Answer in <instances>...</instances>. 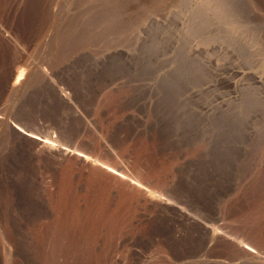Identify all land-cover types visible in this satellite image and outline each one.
Listing matches in <instances>:
<instances>
[{
    "label": "rangeland",
    "instance_id": "374dc122",
    "mask_svg": "<svg viewBox=\"0 0 264 264\" xmlns=\"http://www.w3.org/2000/svg\"><path fill=\"white\" fill-rule=\"evenodd\" d=\"M0 25L29 54L0 32V264H23V231L59 264H264V0H0Z\"/></svg>",
    "mask_w": 264,
    "mask_h": 264
},
{
    "label": "bare ground",
    "instance_id": "6f19581e",
    "mask_svg": "<svg viewBox=\"0 0 264 264\" xmlns=\"http://www.w3.org/2000/svg\"><path fill=\"white\" fill-rule=\"evenodd\" d=\"M0 32H1V34H2V37H4L5 38V40H8V41H12V39H13V41L15 42V44H16V46H17V48H18V50H20V57H21V61H23L24 63L26 62L27 64H28V61H26V60H22V58H25L27 55H29L27 52H26V47H24L23 46V43H21L20 41H18V39H15V38H12L11 37V35H10V33L6 30V29H4L1 25H0ZM1 37V38H2ZM4 40V39H3ZM12 43V42H11ZM13 44V43H12ZM14 45V44H13ZM15 47V46H14ZM16 48V47H15ZM16 48V49H17ZM30 48V47H29ZM28 48V49H29ZM6 51V50H5ZM19 52V51H18ZM10 53V52H9ZM17 53V52H16ZM17 54H19V53H17ZM27 54V55H26ZM30 56H32L31 54H30ZM19 58V57H18ZM28 58V57H27ZM32 58V57H31ZM30 59V58H29ZM19 60V59H18ZM31 61H34L33 59L31 60ZM46 61V60H45ZM14 63H16V62H14ZM22 62H20V65H23V64H21ZM25 63V64H26ZM18 66H16L17 67V69H19L20 68V66H19V64H17ZM30 65V64H29ZM34 65V64H33ZM19 67V68H18ZM21 69V68H20ZM16 70V69H15ZM24 70V69H23ZM41 70H43V72H45L47 75H49L50 76V74L49 73H52V72H49L48 70H50V69H46V67H42V69ZM17 71V70H16ZM26 71V70H25ZM42 72V73H43ZM54 72V71H53ZM16 73V72H15ZM24 73L26 74L27 72H22L21 70H19L18 71V74H16L15 76L13 75V79H12V81H11V83H10V86L11 87H15V86H17L18 84H20L21 83V81H22V79H23V75H24ZM8 78V77H7ZM11 79V78H10ZM7 80V79H6ZM4 82V81H3ZM140 87V86H139ZM139 87L138 86H132L131 87V89H130V92L129 93H124L123 95H121V99H120V101H124L125 103H127L129 100L130 101H132V99H134V98H136V97H138V95H139ZM16 88V87H15ZM59 92H60V94L65 98V100H68V101H72V99H73V97H72V95H71V93L70 92H67L66 91V89H64L63 87H59ZM63 98V99H64ZM83 116V115H82ZM4 117L5 116H3V115H1V113H0V123L1 122H3L4 121ZM84 117V116H83ZM6 119V118H5ZM6 121V120H5ZM5 121H4V123H5ZM3 124V123H2ZM13 125H14V127H13V131H14V133H15V135L16 134H18L19 135V137L21 136V137H23V138H28V139H30L31 141H32V143H31V145L32 146H29V147H31V151H34V153L36 154V157H39V158H44V157H47V156H52V157H56V158H63V157H69V155L71 154V156H72V154H75L76 156H74L75 158L77 157V159H79V161L81 160V161H84V162H87V164L86 165H88V161L90 160V156L89 155H87V153H84V150L83 151H80L81 150V148H78V147H76V149L78 148L79 149V151L77 150V151H75L76 149H72V148H70V147H68V146H66V144H59V139L57 140L56 139V137L55 138H51L50 136L49 137H46V136H44V137H42L41 136V134L39 135L38 133H35V132H33V131H31V129H27L26 127H23V126H21V125H19L18 123H13ZM14 136V135H13ZM57 136V135H56ZM17 137V141H18V136H16ZM13 139H16V138H13ZM22 140V139H21ZM25 141V140H24ZM59 141V142H58ZM58 142V143H57ZM28 145V144H27ZM30 145V144H29ZM69 145V144H68ZM23 151V150H22ZM32 155V154H31ZM94 157V156H93ZM93 157H91V159H94ZM97 160H99V159H97ZM101 160V159H100ZM95 161H96V158H95ZM104 160H101L99 163H102V164H100V165H102V167H103V169L105 168L106 170H108V171H111V172H113V173H115V174H117V175H119V176H121V177H125L124 176V173L120 170H115L114 168H113V166H109L108 164H105V162H103ZM83 162V163H84ZM90 163V162H89ZM98 163V162H97ZM2 165V164H1ZM85 165V166H86ZM98 165V164H97ZM111 165V164H110ZM113 165V164H112ZM96 166V165H95ZM97 167V166H96ZM114 167H116V166H114ZM2 168V167H1ZM98 168V167H97ZM101 168V167H100ZM119 167H117V169H118ZM102 169V168H101ZM100 169V170H101ZM102 171H105V170H102ZM107 172V171H106ZM113 173H111V174H113ZM115 174H113L114 176H116L117 178L119 177V176H117V175H115ZM121 177H119L120 179H122ZM138 178V177H137ZM140 179V178H139ZM137 180V179H135V181H133L134 179H128L129 180V182H131V185L132 184H134V185H137L138 187H140V189H142L141 187H143L142 186V184H141V182H139L140 180ZM8 180V179H7ZM123 180V179H122ZM124 181V180H123ZM126 181H124V183H125ZM129 182L127 181L126 182V184L128 183V185H130L129 184ZM143 183V182H142ZM145 185V184H144ZM149 186V185H148ZM133 187V186H132ZM138 187H137V191L139 190L138 189ZM145 187V186H144ZM135 188V187H134ZM148 188V187H147ZM144 190V189H143ZM144 193H145V190L143 191ZM155 192V191H154ZM137 193H139V194H141V199L142 200H144L143 198H142V192H141V190H140V192H137ZM144 196V195H143ZM162 195H160V198H158V200H159V202L160 203H162L163 205H165V203H167V204H169V203H171V201H169V199L168 198H163V197H161ZM145 198V197H144ZM147 198V197H146ZM145 198V199H146ZM147 199H151V198H147ZM153 199V198H152ZM148 201V200H147ZM154 202L153 203H156L155 201H157L156 199L155 200H153ZM145 202V201H144ZM158 202V201H157ZM149 203V202H148ZM147 203V204H148ZM151 201H150V206H152L151 205ZM121 204V203H120ZM131 204H132V202H131ZM146 204V205H147ZM157 204V203H156ZM155 205V204H154ZM158 205V207L157 208H159V204H157ZM157 205H155V206H157ZM126 206V205H125ZM148 206H149V204H148ZM154 206V207H155ZM126 208V207H125ZM156 208V207H155ZM160 208H162V207H160ZM41 211V210H40ZM39 211V212H40ZM123 212V211H122ZM6 216V215H5ZM24 217V216H23ZM33 217H34V215H33ZM189 217L190 218H192L193 220H196L192 215H190L189 214ZM29 218V217H28ZM10 219H12V218H10ZM22 219V218H21ZM31 219V218H30ZM22 230V229H21ZM27 231V230H26ZM21 233V232H20ZM18 234L17 236H15V243H16V245L18 246L17 248H19L18 250L20 251V257H21V261L23 262V264H30V254H32L33 255V257L35 256V253H32V251H31V249H29L30 248V245H32L33 243H34V245H37L36 247H38V250H37V257L39 256V258L40 259H42V262H43V264H59L60 263V261L58 262L57 260H58V258L56 259V253L58 254V252L56 251V247H55V243L53 242V240H52V242L51 243H49V241H48V243H47V245H45L46 243H45V238H46V236H45V233L42 235H38L39 237V239H40V237L42 238L43 236V238L44 239H42V242L40 241H38L37 242V239H35L34 237H31L32 238V241H33V243H31V241L29 242L28 241V236L24 233V231H23V233H21V234ZM36 233H38L37 231H36ZM35 233V234H36ZM33 233H31V235H32ZM51 234V233H50ZM49 234V235H50ZM61 234V233H60ZM164 234V233H163ZM30 235V234H29ZM54 238L56 237V235L54 236V235H52ZM36 237V236H35ZM52 237V238H53ZM225 237L228 239V240H230V242L232 243V242H236L237 243V248L240 250V251H244V252H247V253H252V254H254V253H259L260 252V250H261V248L258 246V245H262V244H260L259 242H257L258 243V245L256 244V242H255V240H254V242H255V244L254 243H252V242H249V241H252V240H249V241H236L234 238H231L229 235H225ZM37 238V237H36ZM38 239V240H39ZM41 240V239H40ZM61 240V239H60ZM57 242V241H56ZM234 243H232V244H234ZM235 243V244H236ZM48 244L50 245V246H48ZM62 244H64V243H62ZM33 245V246H34ZM61 246H59V248H58V250L60 249L61 250V248H60ZM78 246H76L75 248H77ZM64 248H66L65 246H64ZM35 249V248H34ZM63 249V248H62ZM68 249V247L66 248V250H65V252L66 251H68L67 250ZM63 251V250H62ZM62 251L60 252L61 254H62ZM70 251H71V249H70ZM76 251V250H75ZM70 253V252H69ZM73 255V254H72ZM75 255V254H74ZM61 256V255H60ZM63 256H64V254H63ZM64 257H66V256H64ZM73 258H75L74 259V263L73 264H84L83 263V254H82V252H79V253H77L76 254V256L74 257V256H72ZM71 257V258H72ZM67 258V257H66ZM62 263V262H61ZM70 263H71V261H70ZM178 263V262H177ZM63 264V263H62ZM180 264V263H179Z\"/></svg>",
    "mask_w": 264,
    "mask_h": 264
}]
</instances>
